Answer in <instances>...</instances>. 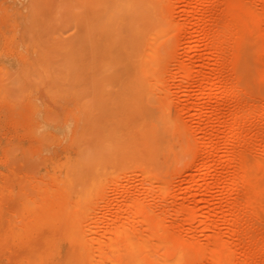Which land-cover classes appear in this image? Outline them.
Returning a JSON list of instances; mask_svg holds the SVG:
<instances>
[{
    "label": "rangeland",
    "instance_id": "rangeland-1",
    "mask_svg": "<svg viewBox=\"0 0 264 264\" xmlns=\"http://www.w3.org/2000/svg\"><path fill=\"white\" fill-rule=\"evenodd\" d=\"M189 1L191 0H0V82L6 79L5 82L2 81L0 84V264H32L30 261L31 259L30 252H31L32 246L42 245L43 238L46 235V232L54 230L56 228L58 229V228L63 227L65 220L69 221L71 224L81 223L82 225L80 224V227L82 228H84L83 223L86 224L88 222L87 223L88 225L92 223L91 225H89V227L87 225L85 226L87 230L90 227L91 228L97 227V224L98 225L102 224L104 226H107L106 224H108L110 221L109 214L115 211L117 207L122 204L124 195L131 193V192H137V191L141 192L144 198L147 197L148 192L152 191L154 203L158 205L157 210L154 211L156 213L150 211V212H146L145 215H143V217L144 216L145 217L142 219H145L146 221L145 223L140 222L142 224L144 223L145 225L148 224L151 227H156V224L158 226L157 222L161 221L160 223H163L164 225L162 224V226H165V227L174 226V228H177V227L182 226L184 229H186L188 226L190 227L192 224V225H195L194 228L197 227L198 229L200 227L201 229L202 223L206 225V223L209 221L208 219H210L211 216L213 215L209 213V211H212L211 209L213 208L217 213L216 212L214 213L215 214L213 215L214 219L213 220L211 219V220L214 222L217 221L216 222L217 224L215 223V225L217 226L218 225L221 226L222 224L223 228L221 227V231H224L226 229L223 232V234L228 235L226 234L229 232L228 230L230 227L228 226H231V225L229 223L228 225L227 222L226 224H224L225 221L224 220L222 221V219L225 214H222V213H224L225 210H228V206H230L232 202H234L235 205L238 204L237 207L234 206L236 208L238 207L240 208L242 206L243 208L241 207L240 209L243 211L247 208V206H244V205H248V202H247L248 197L246 196L248 195L247 194L248 192L243 193L246 191L245 188H244V191H239L240 193L237 192L236 194L235 193L233 194V192H231L230 190L228 191L227 189V192L230 193L229 194L225 192L229 183L227 182L223 183L225 184V186L221 184L223 187L216 186L218 185L216 184L218 181L217 180L218 172L222 173L223 171L224 172L223 175H227L228 171L231 170L233 166L235 167L234 168L235 170L237 168L239 169L240 167V166L238 167L239 164L237 165V163H236V166H237L236 167L235 163H230L229 160L227 159L228 157L227 153H230L227 151L228 149L229 151L231 149L228 148L227 143H226V138H227L226 130L229 129L230 127L228 126L232 124L231 118H229V115L231 112V106L234 105L233 102H235L236 100H240L238 102L241 103L240 104L241 106L237 108L239 115H241L239 116L241 119H242V114L244 116L245 109H246L245 105H247V103L248 104L251 103L254 108L251 114L249 115L248 119H245L244 121V125L247 126L246 128H244L245 131L243 129L244 135L242 136L240 135L239 137H236L235 140L237 141L234 140L235 142L232 143L230 146L235 145V143H237L235 146H232V148L239 149L241 147V150L243 151L245 150L244 152L249 157V160H251V158H254L253 157L254 154L255 155L259 154V156L264 155V34L261 31H258L259 30L258 25L260 24L261 22L260 20L261 18H263V16H261V18L254 17L256 18L257 23L256 21L253 20V16H252L253 11L255 15H258L259 12L264 10V0H232V2L230 0H225V1L222 0L223 3L225 2L224 3L225 7L221 3L220 6L222 7L216 8V9L212 8L210 9V11H208V14L210 15L207 14L208 19H209L207 22V25L208 23L209 25L208 26L206 25L205 27L208 29L209 28L214 29L220 34L223 33L222 35L225 36V39L227 41V45H226L227 48L225 50V54L228 53L229 56L230 54L231 56H233L236 52H240L241 54H243L242 58L243 57L244 58L242 59L241 64L239 65L240 71L239 70L237 71L238 68L237 69L234 68L236 67L234 66V61L228 56V54H226L227 56H225L226 59L228 60L226 61L225 59V62L228 65L227 67L231 68V69L229 68L227 72V76L231 78V80L232 78L234 79L233 83L236 81L234 83L235 87L231 89L230 86L228 85L226 88H224L223 95L220 98H216V94L218 92L217 88L212 89L209 94L202 96V93L206 89V85H207L206 82L205 83H193L189 79L190 81L187 80L185 82H182V84H179L180 79L173 78L172 76L170 77L168 82L171 83V85L173 84L174 86L173 85L171 86L172 88H171L170 93H167L168 95L166 94V91H164L163 89L162 90L164 91V94L158 93L159 89L157 88L156 89L152 88L155 91V94L151 93L153 91L152 89L151 91H149V94L151 93L150 94L151 98L149 99V102L148 100L146 101L147 105H149L150 107L154 106L152 107V109L160 112L161 108L164 107L162 105L166 104L165 106L167 110L173 116H176V118L178 119L181 117L182 118L184 117L187 121L184 118H183L184 120L180 119V121H183L184 123L187 122L189 124L191 123L190 124L192 127L191 130H193L194 128L196 130L194 133L195 135L191 131H190L191 133H187V131H185L186 135L185 136L183 135L184 136L183 140H185L184 142L181 138L183 137L182 134L184 132H182V130L184 129L175 128L174 133H173L174 135L173 141L175 143V148L172 151H170L171 153L169 152L168 154H165L164 156L162 155L159 159L145 160L146 159L145 156L142 153H140L141 151H143L141 146L140 147L138 146L136 148L133 144H131L133 146L132 149L130 148V146L128 147L126 146L125 149H119L117 148V143L114 140V135H113L114 133L112 131H113V126L115 125V120H113L114 116L112 113L114 112L115 108L121 109L122 108L121 106H123V104H124V107L127 108V105H126L127 99L125 102V98L128 95L131 99V97L134 94H136L135 93L137 90L136 88L127 87V85H124V84L121 85L122 88H119L120 87L119 83H117L118 87H116L115 81L114 80L112 81L111 78H109L110 76L108 73H107L108 75H106V76H109L107 79H106V76L100 75L101 73H98V75L95 74V76H97L96 78L95 76H90V78H92L95 82L91 79H88V80L85 79L86 80L85 82L89 83V84H86L87 87L85 86L83 82L81 83L79 82L80 77L82 79L88 75L87 72H89V68L91 67L90 66L91 64L93 66H98L97 65L98 63L94 61L93 59L96 57V54L97 55L99 54L98 57L101 56L103 58L104 56H106L105 54L107 55L109 54L107 56V59L109 60V57L111 55L116 56L117 54L120 55L121 53L123 54L124 52H127V51H128L127 54H130L129 53L130 51L132 53L131 49L133 47L131 45L134 46L133 50L137 49V46H138V49L142 51V46L145 45L148 37L149 39L151 37L154 39V36H159V37L161 36L160 38L164 37L161 39L162 41L159 40V43L161 45V51L163 52L167 50L171 54V56H174L172 57V63L175 62V59H174L175 57H177V59L183 57V59L185 58L188 61H190L193 64V66H195L194 68L198 70V69H201L204 64L201 59L202 55H206L207 57H209L208 58L209 65H210L209 67H211V70L216 68L217 65L215 64V56H214L215 54L210 49V45H209L210 43L212 44L214 43L215 38L214 37L212 38L203 37V32L205 31V28H204L203 23L198 22L200 11L196 7L197 5L194 3L196 1L193 0V7L190 10L191 12H189V8L187 7V3ZM233 2H234V6H232L233 5L232 4L231 5L232 7L230 8L229 6ZM252 5L257 6L258 9L257 7H251ZM249 6L251 8L250 10L252 9L254 10L250 11ZM255 8L261 11L257 12ZM243 10L245 12H243ZM255 12H257V14ZM260 15H263V14H260ZM20 19H21V22H20ZM216 20H217V23H216ZM235 20H239L240 22L236 21L239 24L244 23V25L242 26L240 24L241 27L238 25V23H236L235 25V26L238 25L236 28L240 29V31H237V34H235V36H239L238 40L241 44L240 49L228 43V40L231 38L229 37L231 36V33H229L231 29L230 24H232V21H234L233 24H235ZM251 21L252 23L253 22L255 23L252 24ZM228 23L230 25L229 28H228L229 25H227ZM214 24H218L216 26L217 28L214 26ZM25 25H27L26 28H25ZM259 26L261 27V25ZM223 27L226 28L225 31ZM27 28H30V29H27ZM189 30H191V34L193 36L190 34L188 37L186 36L188 39L184 38L185 36L184 34H186ZM244 34H247V37L245 36L244 38L243 36ZM27 35L30 38L27 37ZM125 35H130L131 37H133V39L131 40L132 41L131 43H129V38L131 39V37L129 36V38H126L127 36ZM141 35L143 36L141 37ZM226 35L228 36V38H226L227 37ZM106 36H108V38ZM136 36H139L141 38L139 39ZM25 37L28 39H24ZM93 37L96 39H94ZM97 37H99L101 40ZM105 37L108 40L105 39V42H103L104 41L103 38ZM191 37H192V40H195L196 47L193 50L191 57H190L188 56L187 46L191 44V41H188L189 38ZM87 38H89L90 40L89 42H87L88 40ZM91 38H93L92 42H91ZM40 39L43 41H41ZM79 39H81L80 41H83L81 42L80 47L76 46L77 43L75 44V41H74V40H78V43H79ZM98 39L100 40V42H102V44L99 43ZM125 39H128L129 45L126 43L127 40L125 41ZM136 39H139V40H136ZM184 39L186 40L184 41ZM61 40H63L62 41L63 43L60 42ZM135 40L138 42L139 41H143V42L142 43L139 42L140 45H138L136 44ZM35 41H37V43ZM38 41H39V44H38ZM49 41H50V45H49ZM54 41L56 43L57 41H59L60 43L56 44ZM157 41H158V37H157ZM51 42H54V43L51 44ZM123 42L127 44L128 46H125ZM22 43L23 45H21ZM95 43L97 44V47H95L96 46ZM103 43H105L106 45L105 48H107L108 52L106 51V49H104V51L106 52L103 51V48H102V45H104ZM134 43L136 45H134ZM84 44L87 45L88 48L84 46ZM93 44H95V46ZM112 45L115 46L117 50ZM57 46L60 49H58ZM130 46L132 48H130ZM109 47H111V49ZM127 47L129 49L126 50ZM46 48L51 49L49 54L47 53L48 50L47 51L45 50L46 54L49 56H47L44 53V49ZM73 48H76L72 51L75 52L77 56L82 51H85L86 48L89 51L87 50V52H82V54L79 55L80 57L79 56L77 57L75 55L74 57H72L70 53H71V49ZM96 48L100 50L98 51ZM95 49L98 51V52L96 51L97 53L95 52ZM59 50H61L60 53H58ZM112 50H114V52ZM119 50L121 53L119 52ZM233 50L234 51L236 50V52H234ZM111 51L112 53H110ZM115 51H117V53ZM88 52L90 53L94 52L95 56H93L94 54H90V53L88 55ZM176 52L178 53L176 54ZM65 55L66 56L69 55L68 56L69 58L71 57L70 62L75 63V66L73 63L72 64L69 63V65H72V67L74 68L77 67V63H78L77 61L78 59L80 60V58H82V61H85L83 60V58H87L89 62L91 61L92 63L91 62H90L91 64L88 63L86 67H85L84 62H82L84 63V66L78 65L82 67L81 69L79 67L77 68L78 72H81V71L84 72V70L88 69V71H86V74L83 76L84 73L82 72V74L79 73L80 74L79 75L77 74L78 72L76 73L77 69L73 71L74 68H72L73 70L72 69L71 70L74 72V74L76 73V75H74L71 72L69 76L68 71L64 69V67L66 68L68 66L66 63H68L69 61H67L66 63L64 62L65 64L63 65V67L60 65L58 61H56V63L59 64V68L61 67L63 68V70L60 68L62 71L60 70L58 72L59 68L54 69V67L55 68L58 67V64L53 63L55 62V60L53 62H51L50 60L54 57V58H58L59 61L61 62L62 59L66 57ZM178 55H180L181 57H179ZM75 57L77 58L74 60ZM227 57L230 59H228ZM49 58H50L49 60L50 62L48 61ZM104 59H106V57ZM42 60L45 62H43ZM106 60L104 61L102 60L104 64H101L100 62L99 63L101 65H106L107 64L105 63ZM80 63L81 62H79V64ZM35 64L38 66H36ZM44 64L47 66V68L44 67ZM52 64H56V65L53 66ZM39 65H41V67ZM50 65H52V67ZM37 67L41 68L40 69L41 72H39V70L36 69ZM174 67H175L174 64L173 66L171 65L172 70ZM30 68H33V69L30 70ZM105 69H108V67ZM47 70L50 72L53 71V73L51 72L50 76L49 75L46 76V73L48 72ZM94 70L92 69L90 70V72L92 73V71L94 72ZM11 71L13 72V74L15 73L14 78L13 76L11 77L12 75ZM95 71L97 72L98 69H96ZM100 71L103 72L102 69H100ZM19 72L21 73V75L19 74ZM42 72L44 73V75ZM60 72H64V74L66 72V74L67 73L68 74L67 75L65 74V77H63L61 76L62 74ZM30 74L33 75L31 78H30ZM52 74L54 75L55 78L52 77L53 76ZM16 75L18 76L20 75V76L18 77ZM72 75L74 78L72 77ZM77 75H79V77H77ZM15 77L19 79L18 82L16 81L18 79ZM34 77L35 78L39 77L38 81L39 79L42 81H39L40 83L35 82L37 78L34 80ZM50 77H52L53 80H51L52 78L50 79ZM66 77L72 78V80L75 81V83L77 81L78 83L75 84L76 86H79V87L82 86L80 92L81 94L84 92L83 96L78 94L79 92L77 93V91L80 89H77V87L75 89L70 87L72 85L70 81H68L70 83L66 84L67 83V81L65 80ZM55 79L58 81H56ZM109 79L114 83V84L111 83L112 85L110 86L111 87L110 90L113 89L112 86H114V89L116 87L115 91L119 89L117 91L119 95H124V94L125 95L122 98H119V96L117 97L119 98V102L118 100L114 99L115 97L113 98V95L111 99H109L111 94L109 96L107 94V97H109L107 99H109L110 101L112 100L111 103L108 102L109 101L108 100L106 101V104H104L105 100L101 99V103L104 104V107H106V109H107L106 105H109L108 109H110L109 111H111V115H108V112H107V115H108L107 117L111 116V118L113 119H110V117L108 118V121L110 120L111 125H108L109 127H105L107 128L106 130L107 132H105L106 134L104 135L105 137L103 138V140L102 138H100L101 139L100 141L98 137L96 138V133H95L99 129L97 125L102 127V130L101 129L99 130H101L103 133V130H105L103 129L104 128L103 121L106 123L107 119L106 118H105L106 120L100 119L98 118V116H93L95 117L93 119V117L90 116V118H92L90 120L91 123L88 122L89 120L86 123L85 121L88 118V115L92 114L90 112L92 111L91 110L92 106H90L89 108V106L87 105L92 104L93 102L91 101H93L94 99H98L96 95H99L97 91H95L96 88L94 89L90 88V85H92V82L93 84H95V87H97L96 85H100V83L102 84L100 89L98 87L97 88L99 90H102L100 95H103L108 92L107 87L108 85H110L109 82H111ZM67 80H70V79L68 78ZM53 81H56V82H53ZM11 82H12V85H11ZM14 85L15 86L17 85L18 91H17V88H14ZM88 85H89V88H88ZM54 86H58V87H54ZM63 86H65V88ZM24 87H27V88H24ZM83 87H86L87 89ZM104 87L106 88V90ZM124 87L128 88V90L127 89L125 90ZM5 89L6 90L8 89V90L6 91ZM230 89H231V92H230ZM123 90H125V93H123ZM130 90H132L133 92H131ZM232 90L235 92V94ZM104 91L106 92L104 93ZM156 91L159 95L161 94L164 95V98L162 100L160 99L163 96L159 99L160 96L156 93ZM56 92H58L59 94ZM89 92L90 93L92 92L95 95L90 96ZM117 92H114V95H118ZM232 92H233V96L230 94ZM156 94L158 95L157 96L158 99H155L157 98L155 96ZM165 95L170 97V100L172 99V102L169 101V99L166 100ZM99 97L101 98L102 96H99ZM120 99L121 100L123 99L122 100L123 103L120 102ZM114 100L116 101L115 104L118 106L114 104ZM164 100H166L164 104L158 105L159 102L163 103L161 101H164ZM167 101H169V103L171 102L170 107H167L169 105V103L168 104L166 103ZM103 104L101 105V109H100L101 114L105 113V112L103 113V108H104ZM174 104H176L175 107H174ZM110 105H114L115 108L114 106H110ZM99 107L95 109L99 110ZM177 107L178 109H175ZM219 108H221L220 118H218L215 114L217 109ZM118 109H115V111H118ZM128 110L129 109L127 108V111ZM96 112L98 113V111ZM96 112L93 111V115L96 114ZM129 113L131 116V112ZM105 114L99 115L98 113L100 117L101 116L106 117ZM180 114L181 116L179 117ZM241 119H239V122L241 121V123L243 124V119L242 120ZM92 121H94L95 123H92ZM99 122L102 123V126L100 125L101 123ZM91 124L92 126L89 127V125ZM108 124L110 123L108 122ZM122 124L123 122L120 123V127H122ZM216 126H222V128H224L223 134L221 135L219 140H217V142L215 143V145L217 146L216 148L217 152H215V154H211L205 157L198 158L200 157L199 151H201L199 149L204 147V144H202L203 142L201 143L200 141L202 140L209 141V139L212 137V133H211L212 129L215 128ZM93 127L94 128L96 127V129H93ZM89 128H92L95 132L92 129H90L92 131L91 137H90V134L88 135L90 139L88 137L84 139L85 135L83 134ZM83 129H84V132H83ZM87 131L89 132V130ZM92 133H95V135L94 134L92 135ZM98 133L100 134L99 135L97 134V136L102 137L101 132L98 131ZM81 134L83 135V137L80 136ZM194 136H196V139H198L200 144L198 143L197 140H194L195 138ZM93 137H95L98 142L96 141L95 143V141L93 140L94 139ZM102 141L106 143L105 144L103 143L104 145L103 147H101L102 149L99 148L100 150L98 151L97 145L98 143H102ZM92 142L95 143L96 145H94ZM82 143H85L83 147L81 146L83 145ZM113 144H115L114 148L116 150L113 148ZM86 145L88 146L93 145V149ZM254 146L255 148L259 147L258 150L254 149ZM85 147L87 148L88 151L85 149ZM103 148H108L107 149L108 156L106 155L104 157L102 155L104 153ZM138 148L140 149V151L134 150ZM94 149H95L94 151L95 154L96 153L99 154L98 152H100L99 155L101 158L98 157L97 155H96L97 157L95 156V154L93 153ZM89 150L92 151L91 155L95 157L96 161L94 158H92L91 155H89L90 153L88 154L89 156H87L86 151L88 153ZM110 150H112V152ZM121 150H123L124 153ZM254 150L255 152H253ZM256 151H258V153ZM79 152H82V153L80 154ZM83 153L86 155L83 156ZM133 153H136L137 155ZM245 153L244 155H246ZM119 155L120 156L122 155V157H119L120 159L117 157ZM123 155L125 158L123 157ZM132 155L138 156V159H136L137 157L134 158L135 156L132 157ZM78 156H80L81 159L78 158ZM85 156L89 157V159L91 158L92 159L90 161H87L88 159L86 160ZM110 156L112 158H110ZM139 157H141L142 159ZM116 158L118 159V161L116 160ZM259 158H261V160L264 161L263 159L264 157L263 158L259 157ZM99 160L108 161L109 165L105 166V164H103L101 168L100 167L101 165H98V164H101L99 163ZM82 161H84L85 164L84 163L83 164L86 167L90 163H94V165L96 164L95 166L93 165L94 170H95L94 172H98V170L101 169V173H104V172L105 173L99 174V175L96 173L97 176H93L94 172L92 173L90 172V174L92 175V178H89L88 170H87V177L89 178V180L87 179V182H88L87 183L85 181L86 179H84V177H86V174H85V170L83 169L84 166L82 164ZM77 164L79 165L77 166ZM229 164L231 165L229 166ZM86 167L84 168L88 169ZM93 167L92 168L89 167V169L92 170ZM81 168L84 170L83 175H82ZM254 168L258 169V167L256 166ZM68 169H70L69 172H68ZM262 169H263V172L259 173L261 172ZM72 170L78 172V173L76 172L77 175L74 177H76L79 182L76 181V179H73L74 178L73 175L76 173H74ZM145 170L155 180L153 185L146 183L145 176L141 172L143 171V173H146ZM238 171L241 172V169H239ZM157 173H159L160 175ZM254 173L257 176V178H259L258 179L259 183L261 182L260 184L261 188L264 189V174H263L264 167L259 168V170L254 171ZM55 174L56 176H54ZM58 174H60L61 176H59ZM79 174H80V177H79L80 179H78ZM205 176L210 177L208 179H211L212 177L211 180H216V183L215 181H212V183H215L216 185L214 184L213 186L212 184L213 188L212 187L210 188L211 190L209 191V195H207V197H204V195L200 193L201 188L199 187L200 185L198 186V184L205 182L204 180ZM189 178L190 179L194 178L195 183L192 184L188 182L190 181ZM74 180L76 184L74 183ZM59 181L62 183H60ZM165 181H166L165 185L167 184L168 186H164L163 190H161L160 187H158L161 185L157 183L160 182L162 184V182L164 183ZM73 183L75 185H78L80 189L76 188V186H72ZM94 183L95 185H93ZM22 185H23V188L21 187ZM61 186L62 188H65L64 189L65 193L63 190H61L62 189L60 188ZM70 186L75 188V190H73V188H67ZM57 188L61 190L60 193L62 192L61 194L64 196L63 197L60 194V196L64 198L63 199L61 197V200H60L61 202L58 200H55L57 198H55L54 200L51 199V196H50L51 194L48 195V193L53 192L52 197L54 198V194L56 195V193L58 194L57 195L58 197L59 191H57L58 190ZM81 189H84V191L86 190V192L87 190L88 192L91 191L89 193H92V196L94 198L91 197L90 199L91 195L88 194L90 195L89 198L84 200V198L88 196L84 197L83 191ZM21 190L22 192L24 191L22 193L23 196L21 193H19L21 196H18L17 191L21 192ZM72 190L73 192L74 191L76 192H74L75 194L70 195ZM43 192L46 194H44ZM202 197H204L205 200L201 199ZM234 197H237V198L233 199ZM35 198H37V200H40V201H37ZM41 198H43L44 201ZM245 198L247 201L245 200ZM33 199H35L34 201L36 202H33ZM30 201L32 202L31 204L29 203ZM53 201H56L55 203H58V204L55 205ZM239 201H241L240 202L241 205L239 204ZM43 203L44 205L45 204L47 205V206L45 205L44 211H46V209L48 208L47 211L51 210L50 212H45L46 214L43 213L44 212L43 206H41V204ZM47 203L49 204V206ZM51 203L54 204V208H51L50 206ZM180 203H182L185 206L187 205L188 207H190V209L192 208L193 210L196 209L197 211L195 210L196 212H195L194 217H191V218L189 216H187L188 218L185 217V215H188V214H186V212L184 213L183 211H179L181 212V214H179L176 208H178L177 206L181 205ZM260 203L263 204V208H264V195L261 198ZM32 204L33 206L31 208L30 205ZM62 204L63 205L67 204V208L65 207L66 205L63 206ZM85 204H86L85 207H87V210L86 208H84L85 210H83L82 208V210L89 211L88 217H87V213L85 212H84L85 213L84 217L80 216L81 213L79 212V209H78L79 207L80 208L84 207ZM68 205L70 206L73 205L72 206L73 209L72 207L68 208ZM57 206H59L58 209L56 208ZM74 206L75 207L77 206V207L75 208ZM165 206H167L169 210L165 209ZM195 206L196 207L198 206V209L195 208ZM64 208H66V210L68 209L66 213H65ZM223 208L225 209L224 211H223ZM52 209L54 211H52ZM216 209L219 211H217ZM241 210L239 211L240 213L242 212ZM34 211H35V214H34ZM167 211L168 212L171 211V212L168 213ZM206 211H208V213ZM254 211L251 212L249 208V211L248 209H246L243 215H241L242 220L240 221L239 231L237 232V234H240V235H238L237 238L241 237L242 239H244L242 241L245 243L244 245H242V247H238V246L236 247L235 250L239 252L236 251L235 253V250H234V253L236 254L234 255V257L238 255L239 257L238 256L237 257L241 261L242 258L240 259V257L244 256L246 252L245 250L251 249V251L257 254L256 257L258 258H256L254 255L255 259H253L254 261H251L250 264H264V252L262 253V251H264L263 250L264 249V210L262 213L263 217H260L261 219L257 218L258 215L256 216L254 215L258 213L257 210L255 209ZM62 212L66 216L63 215ZM78 212L80 214H78ZM90 212L91 213L93 212V213L91 214ZM30 213L32 215H30ZM56 213H58V215H55ZM198 213L200 214L198 215ZM93 214L95 215V217H97V218L94 217L98 221L97 223H95L96 220L93 221V218H92ZM206 214L209 215V217L207 216L208 217L207 220L204 221ZM218 214H220V216ZM262 214L260 215L262 216ZM50 215L52 216V218ZM89 215H91V217ZM156 215H158V217ZM68 216H70V218ZM79 216L81 217V219L83 218L82 219L83 221L82 220L80 221ZM227 216H230V215L228 214ZM245 216H246V219H244ZM32 217H34L33 219H35V221L31 220ZM75 217L77 218L75 219ZM89 217H90V220H89ZM254 217L258 219L259 221L256 220ZM184 218L189 219L190 222L189 220L186 221V219ZM26 219L29 221V223L27 222ZM62 219H64V222ZM158 219H160V221H158ZM161 219L165 220V222L164 221L162 222ZM200 219L201 220L204 219L202 220L203 222ZM91 220L92 222H90ZM100 220L102 223L100 222ZM219 220H220V223L222 222L221 224H219ZM38 221H40L41 223ZM54 221H57V223H54ZM151 223L153 224L156 223V224L154 226ZM94 224H96V226H94ZM144 224L143 225L140 224V225L144 226ZM28 225L30 229L27 228ZM38 226L40 229L38 228ZM24 227H25V230L27 231L24 230ZM219 227H216V228H219ZM200 229L197 230L195 235L199 237V239L202 238L200 239L202 242L204 241L206 242V239L208 236L205 238L203 229L202 230ZM19 234L21 236H18ZM40 234H42V236ZM38 235L40 236L39 238H38ZM225 235L223 236L225 237ZM247 237L250 239L249 240L250 243H248L249 241ZM33 238H37V239H33ZM225 238L230 239V237H225ZM234 238L236 239V237ZM34 240H40V241L35 242ZM255 242L257 243V245ZM246 243H248L250 247L251 246L252 247L250 248L249 245ZM245 245H247L248 247ZM242 249H244V252L242 251ZM256 251L258 252L261 251L260 252L261 255ZM27 252L29 254H27ZM25 257L27 258V260L30 257V259L28 260L30 262L26 261ZM199 257L190 256L187 258L184 264H195V263L202 264V262L204 261L206 262V260H204L205 257H207L206 255H203L200 258ZM57 260L59 259H56V260L53 259L51 260V262H55ZM241 263L244 264V262L242 261Z\"/></svg>",
    "mask_w": 264,
    "mask_h": 264
},
{
    "label": "bare ground",
    "instance_id": "bare-ground-1",
    "mask_svg": "<svg viewBox=\"0 0 264 264\" xmlns=\"http://www.w3.org/2000/svg\"><path fill=\"white\" fill-rule=\"evenodd\" d=\"M196 2H194L197 6V8L199 9V11H200V16H199V18H198V22H200V23H203V25H204V28H205V31L203 32V37L204 38H212V37H214L215 38V41H214V43L212 44V43H210L209 45H210V49L214 52V56H215V64L217 65V67L216 68H214V69H212L211 70V67H209L210 65H209V57H207L206 55H202V61H203V67L201 68V69H198V70H196L194 67L195 66H193V64L190 62V61H188L187 59H183V57L182 58H179V59H177V57H175L174 59H175V62L174 63H172V57H174V56H171V54L166 50V51H161V45H160V43H159V40H161L162 38H164V37H162V38H160L159 36H154V39L151 37L150 39H149V37H148V39H147V41H146V43H145V45H143L142 46V51H140V49H138V46H137V49H134L133 50V48H134V46L133 45H131L130 46V48H132L131 50H132V53H134V54H132L131 53V51L129 52L130 54H127L128 53V51L127 52H124V53H126V54H122L121 52H120V50H119V52L121 53H119L120 55H111L110 57H109V60L107 59V56L109 55H107V54H105L106 56H104V58L106 57V59L108 60H106V59H104L103 57H98V55L96 54V57L95 58H93L94 59V61H96L98 64V66H93L90 62H89V60L87 59V58H83V60H85V61H82V58H80V60L78 59V63H77V67H72V65H69V63H73V62H70V59H71V57L69 58L68 56L69 55H65L64 57V59H62V58H60V59H62V61L60 62L59 61V59L58 58H52L51 60H50V58L48 59V61L50 60L51 62H53L54 60H55V62H53V63H56V61H58L59 63H60V65L63 67V65L67 62V61H69L68 63H66L68 66L65 68L64 67V69H66L67 71H68V75L70 76V73L72 72L73 74H74V72L73 71H75V69H77L78 67L81 69L82 67H80V66H78V65H83L84 66V63H85V67L87 66V64L89 63V64H91L90 66L92 67H90L89 68V72H87L88 73V75L86 76V77H84V78H82V79H84V80H82L81 79V77H80V83L81 82H83L84 84H85V86L87 87V85L86 84H89V83H86L85 81V79H91V80H93L92 78H90V76H95V74L96 75H98V73H101L100 75H104V76H106V75H108L109 74V76H106V79L109 77V78H111V80L113 81H115V86L116 87H118V84L117 83H119V85H120V87L119 88H122V84H124V85H127V87H131V88H136L137 90H136V94H134L132 97H131V99H130V97L127 95L126 96V98H125V102H126V99H127V108L129 109L128 111H127V108L126 107H124V104H123V106H121L122 108V110L121 109H118V108H115V106L114 105H110V106H114V108L115 109H118V111H115V109H114V112L112 113L113 114V116H114V119L113 118H111V116H109L110 117V119H113V120H115V125L113 126V135H114V140L116 141V143H117V148H119V149H125V147L127 146H130V148L132 149V145L131 144H133L136 148L139 146H141L142 147V150L143 151H141L140 153H142L144 156H145V160H147V159H159L162 155L164 156L165 154H168L170 151H172L174 148H175V143H174V141H173V133H174V129L175 128H179V129H184V130H182V132H184L185 133V131H187V133H191V132H193V134L195 133V128L193 129V130H191V123L189 124V123H187V122H183V121H180V119H182V120H184L182 117L181 118H176V116H173L168 110H167V108H166V104L165 105H162V104H164V102L167 100V99H169V101H171L172 102V99L170 100V97H168V96H166L165 98H166V100H164V101H161V102H163V103H160L159 102V104L158 105H162V106H164L163 108H161V111L160 112H158V111H156V110H154V109H152V107H154V106H152V107H150L149 105H147V100H148V102H149V99L151 98V96H150V94L152 93V94H155V91L152 89V88H154V89H159V92L158 93H163L164 94V91H166V94L167 93H170V91H171V86L173 85H171V83H169L168 81H169V79H170V77H172L173 76V78H178V79H180L179 80V84H182V82H185V81H187V80H191L193 83H207V85H206V89H205V91L202 93V96H205V95H207V94H209L210 92H211V90L212 89H214V88H217L218 89V92H217V94H216V98H220V97H222V95H223V90H224V88H226L228 85L230 86V88L232 89L233 87H235L234 86V83L236 82H234L233 83V78H232V80H231V78H229L228 76H227V72H228V70H229V68L227 67L228 65L226 64V62H225V59H226V57L225 56H227L226 54H228V53H226L225 54V50H226V45H227V41H226V39H225V36L224 35H222L223 33H219V32H217L216 30H214V29H208V28H206L205 26L207 25V22H208V15H210V14H208V11H210V9H212V8H214V9H216V8H220V7H222V6H220L221 5V3L224 5V7H225V2L223 3L222 2V0H195ZM225 1V0H224ZM231 2H232V0H230ZM31 4V3H30ZM233 4V5H232ZM234 6V2L233 3H231L230 4V8L232 7V6ZM20 6V5H19ZM187 7L189 8V12H191L190 10H191V8L193 7V0H191V1H189L188 3H187ZM238 7V6H237ZM251 7H257V6H251ZM262 7H263V5H262ZM262 7H261V9H262ZM246 8V7H245ZM251 8H250V6H249V10H250ZM256 9V8H255ZM257 9H258V7H257ZM256 9V11L257 12H259V11H261V10H257ZM230 10V9H229ZM252 10H254V9H252ZM252 10H250V11H252ZM264 10H262L261 12H259V14L258 15H255L253 12H252V16H253V20L254 21H256V18H254V17H260L261 18V16H263V18H264V12H263ZM243 12H245L244 10H243ZM248 12V11H247ZM257 12H255L256 14H257ZM249 13V12H248ZM208 14V15H207ZM260 14H263V15H260ZM19 15V14H18ZM260 15V16H259ZM247 16V15H246ZM244 17V16H243ZM30 18V17H29ZM210 18V17H209ZM263 18H261V22H260V24L259 25H261V27L258 25V27H259V30L258 31H261L263 34H264V19ZM249 19H250V17H249ZM263 19V20H262ZM28 20V19H27ZM248 20V19H247ZM236 21H238V22H240L239 20H235V24H233V22L234 21H232V24H230L231 25V29H230V31H229V29H228V31H229V33H231V36H229V37H231L229 40H228V43L229 44H231L232 46H234V47H236V48H238V49H240V46H241V44H240V42H239V40H238V38H239V36H235V34H237V31H240V29L238 28H236L238 25L240 26V24L238 23V22H236ZM243 21V20H242ZM20 22H21V19H20ZM210 22V21H209ZM214 22V21H213ZM24 23V22H23ZM215 23V22H214ZM216 23H217V20H216ZM218 23H219V21H218ZM236 23H238V25L237 26H235L236 25ZM251 23H252V21H251ZM253 23H255V22H253ZM252 23V24H253ZM256 23H257V21H256ZM26 24V23H25ZM28 24V23H27ZM208 25H209V23H208ZM207 25V26H208ZM212 25H213V23H212ZM218 24H214V26L216 27ZM227 25H229V23L227 24ZM230 25L228 26V28L230 27ZM242 25H244V23L243 24H241V26ZM26 26L27 25H25V28H26ZM30 26V25H29ZM221 26V25H220ZM240 26V27H241ZM222 27V26H221ZM250 27V26H249ZM217 28V27H216ZM252 28V27H251ZM27 29H30V28H27ZM223 29H224V31H225V29L226 28H224L223 27ZM222 29V30H223ZM246 29V28H245ZM24 30V29H23ZM219 30V29H218ZM19 31V30H18ZM26 31V30H25ZM236 31V32H235ZM260 32V33H261ZM22 33V32H21ZM248 33V32H247ZM187 34V35H186ZM186 34H184L183 36H184V38H187L190 34H191V30H189ZM192 35V34H191ZM25 36V35H24ZM125 36H127L126 38H129V36L130 35H125ZM140 36V35H139ZM139 36H136V37H138L139 39L143 36V35H141V37H139ZM150 36V35H149ZM187 36V37H186ZM193 36V35H192ZM227 36V35H226ZM244 36V38H245V36L247 37V34H244L243 35ZM27 37H29L28 35H27ZM107 38H108V36H106ZM106 37L105 38H103L104 39V41L103 42H105V39H106ZM113 37V36H112ZM131 37V36H130ZM135 37V38H136ZM157 37H158V41H157ZM30 38V37H29ZM94 38V37H93ZM93 38H91V42H92V39ZM97 38H99V37H97ZM102 38V37H101ZM110 38V37H109ZM226 38H228V36L226 37ZM240 38H241V36H240ZM24 39H28V38H24ZM24 39H22V40H24ZM88 40H87V42H89L90 40H89V38H87ZM94 39H96V38H94ZM100 39V38H99ZM98 39V41H99V43H101L102 44V42H100V40ZM133 39V37H131V39L129 38V43H131L132 40ZM139 39H136V40H139ZM143 39V38H142ZM188 39V38H187ZM37 40V39H36ZM41 40V39H40ZM50 40V39H49ZM81 39H79V43H78V40H74L75 41V44H76V46H81V42H83V41H80ZM106 40H108V39H106ZM127 40V44L129 45V43H128V39H125V41ZM135 40V41H136ZM164 40V39H163ZM186 39H184V41H185ZM31 41V40H30ZM41 41H43V40H41ZM51 41V40H50ZM50 41H49V45H50ZM52 41H53V39H52ZM56 41V40H55ZM54 41V42H55ZM63 40H61L60 42H62ZM77 41V42H76ZM94 41V40H93ZM110 41V40H109ZM124 41V42H125ZM162 41V40H161ZM188 41H191V44H189L188 46H187V50H188V56H190L191 57V54H192V52H193V50L195 49V47H196V44H195V40H192V37L191 38H189V40ZM230 41V42H229ZM27 42V41H26ZM25 42V43H26ZM36 43H37V41H35ZM54 42H51V44H53ZM59 41H57V43H60ZM65 42V41H64ZM95 42V41H94ZM93 42V43H94ZM117 42V41H116ZM123 42V43H124ZM140 43H142L143 41H139ZM139 42L138 41H136V44H138V45H140L139 44ZM182 42V41H181ZM32 43V42H31ZM44 43V42H43ZM46 43H47V41H46ZM56 43V42H55ZM56 43V44H57ZM63 43V42H62ZM71 43V42H70ZM96 43H98V42H96ZM95 43V44H96ZM38 44H39V41H38ZM73 44V43H72ZM74 44V45H75ZM95 44H93L94 46H95ZM100 44V45H101ZM104 45H105V43H103ZM114 44V43H113ZM116 44V43H115ZM125 44V43H124ZM127 44H125V46H128ZM133 44V43H132ZM135 43H134V45H136ZM228 44V45H229ZM21 45H23V43L21 44ZM40 45H41V43H40ZM48 45V46H49ZM62 45V44H61ZM71 45V44H70ZM91 45H92V43H91ZM104 45H102V48H103V51H104V49H106V51H107V48H105L106 47V45L104 46ZM119 45V44H118ZM38 46V45H37ZM43 46H45V45H43ZM72 46V45H71ZM84 46H86L87 47V45H85L84 44ZM104 46V47H103ZM113 46V45H112ZM41 47V46H40ZM39 47V48H40ZM61 47V46H60ZM95 47H97V44H96V46ZM95 47H93V48H95ZM99 47V46H98ZM101 47V46H100ZM115 49H116V47L115 46H113ZM57 48H58V46H57ZM88 48V47H87ZM86 48V50L85 51H82V52H87V49ZM110 49H111V47H109ZM174 48V47H173ZM41 49V48H40ZM58 49H60V48H58ZM74 49H76V48H73V49H71V53H70V55H72V57H74V55L75 56H77L76 55V53L75 52H73L72 50H74ZM97 49V48H96ZM95 49V52L98 50H96ZM121 49V48H120ZM127 49H129L128 47L126 48V50ZM229 49V48H228ZM231 49V48H230ZM48 50V54L50 53V50L51 49H49V48H46V49H44V53L46 54V51ZM63 50V49H62ZM100 50V49H99ZM98 50V51H99ZM117 50V49H116ZM138 50V51H137ZM89 51V50H88ZM93 51V50H92ZM97 51V52H98ZM102 51V52H103ZM106 51H104V52H106ZM113 52H114V50H112ZM112 51L110 52V53H112ZM134 51V52H133ZM175 51V50H174ZM177 51V50H176ZM228 51V50H227ZM234 51V50H233ZM57 52V51H56ZM61 52V50H59V52L58 53H60ZM64 52V51H63ZM78 52V51H77ZM82 52L80 53V54H78V56L79 55H81L82 54ZM96 52V53H97ZM108 52V51H107ZM116 53H117V51H115ZM234 52H236V50L234 51ZM37 53V52H36ZM74 53V54H73ZM89 53L90 52H88V55H89ZM175 53V52H174ZM178 52H176V54H177ZM54 54V53H53ZM63 54V53H62ZM90 54H94L93 56H95V53L94 52H91ZM47 55V54H46ZM64 55V54H63ZM173 55V54H172ZM233 55V54H232ZM47 56H49V55H47ZM77 56V57H78ZM179 57H181L180 55H178ZM228 56H229V54H228ZM242 56H243V54H241L240 52H236L233 56H231V54H230V58L234 61V66H236V67H234L235 69H237V71L239 70V68H240V64H241V61H242V59L244 58H242ZM69 58V60H68V58ZM77 57H75L74 58V60L77 58ZM80 57V56H79ZM91 57V56H90ZM35 58V57H34ZM33 58V59H34ZM42 58V57H41ZM66 58H67V60H66ZM97 58H99V59H97ZM103 58V59H102ZM228 58V57H227ZM230 58H228V59H230ZM249 58V57H248ZM47 59V58H46ZM58 59V60H57ZM92 59V58H91ZM97 59V60H96ZM104 61V60H106V62L105 63H107L106 65H101V64H104V62L102 61V60ZM207 59H208V61H207ZM38 60V59H37ZM64 60V61H63ZM66 60V61H65ZM88 60V61H87ZM99 60V61H98ZM43 61V60H42ZM49 61V62H50ZM226 61H228L227 59H226ZM249 61V60H248ZM247 61V62H248ZM35 62H37V61H35ZM41 62V61H40ZM43 62H45V61H43ZM65 62V63H64ZM79 62H81L80 64H79ZM82 62H84V63H82ZM101 64H100V63ZM103 62V63H102ZM63 63V64H62ZM46 64V63H45ZM44 64V67H46L47 68V66ZM56 64H58V63H56ZM56 64H52L53 66L54 65H56ZM74 64V66H75V63H73ZM173 64L175 65V67L173 68V70L171 69V65L173 66ZM226 64V65H225ZM19 65V64H18ZM29 65V64H28ZM36 65V64H35ZM42 65V64H41ZM41 65H39L40 67H41ZM52 65H50L51 67H52ZM36 66H38V65H36ZM49 66V67H50ZM105 66V67H104ZM19 67V66H18ZM43 67V68H44ZM99 67H101V68H99ZM102 67H104V68H102ZM108 67V69H105V68H107ZM232 67V66H231ZM46 68H45V70H46ZM59 68V64H58V67L57 68H55L54 67V69H58ZM61 68V67H60ZM58 69V72L62 69L63 70V68H61V69ZM72 68H74V70L72 69ZM94 68H95V70L96 69H98V71H100V69H102V71L104 72H96L95 70H94ZM243 68V67H242ZM31 69H33V68H30V70ZM36 69H38L39 70V72H41V68H36ZM49 69V68H48ZM53 69V68H52ZM73 71H72V70ZM79 69V70H80ZM94 70V72L92 71V73L90 72V70ZM231 69V68H230ZM21 70V69H20ZM19 70V71H20ZM61 70V71H62ZM65 70V71H66ZM108 70V71H107ZM172 70V71H171ZM14 71H15V69H14ZM18 71V70H17ZM24 71V70H23ZM36 71V70H35ZM48 71V70H47ZM70 71V72H69ZM86 71H88V69H86V70H84V72L83 71H81V72H78V69L76 70V73L77 74H79V73H81L82 74V72L84 73L83 74V76L86 74ZM240 71V70H239ZM27 72V71H26ZM50 71H48L47 73H49ZM52 73H53V71H51ZM51 72L49 73V74H47L46 73V76L47 75H49L50 76V74H51ZM96 72V73H95ZM106 72V73H105ZM110 72V73H109ZM11 73H12V75H11ZM11 73H10V75H11V77L13 76V78H14V75H15V73L13 74V72L11 71ZM25 73V72H24ZM37 73V72H36ZM35 73V74H36ZM43 73V72H42ZM62 75L61 76H63V77H65V74H66V72H65V74H64V72H60ZM76 73L74 74V75H76ZM108 73V74H107ZM19 74L21 75V73L19 72ZM33 74V73H32ZM32 74H30V78L33 76ZM66 74V75H67ZM91 74V75H90ZM245 74V73H244ZM19 75V76H20ZM23 75V74H22ZM42 75V74H41ZM43 75H44V73H43ZM53 75V74H52ZM80 75V74H79ZM79 75H77V77H79ZM9 76V75H8ZM16 76H18V75H16ZM18 76V77H19ZM55 76H57V75H55ZM58 76H59V74H58ZM82 76V77H83ZM28 77V76H27ZM52 77H54V75L52 76ZM52 77H50V79L52 78ZM72 77H73V75H72ZM76 77V76H75ZM97 76H95V78H96ZM15 78H17V77H15ZM37 78V77H36ZM35 77H34V80L36 79ZM39 78V77H38ZM38 78H37V80L35 81V82H39V81H42V80H40L39 79V81H38ZM55 78V77H54ZM59 78H61V77H59ZM70 79V80H67V79ZM74 78V77H73ZM11 79V78H10ZM18 79V78H17ZM33 79V78H32ZM42 79V78H41ZM12 80V79H11ZM15 80V79H14ZM51 80H53V78L51 79ZM56 80V79H55ZM65 80L67 81V83L66 84H68V83H70L71 82V86L70 87H72V88H76L77 87V89H80V90H78L77 91V93L78 94H80V95H82L83 96V93L81 94V87L82 86H76L75 84L76 83H78L77 81H76V83H75V81H73L72 80V78H70V77H66L65 78ZM72 80V81H71ZM105 80V79H104ZM110 80V79H109ZM110 80V81H111ZM189 80V81H190ZM2 81H6V79L5 80H2ZM1 81V82H2ZM17 82L19 81V79L18 80H16ZM15 81V82H16ZM20 81H22V80H20ZM28 81V80H27ZM56 81H58V80H56ZM56 81H53V82H56ZM65 81V82H66ZM68 81H70V82H68ZM90 81V80H89ZM94 81V80H93ZM109 82L110 83V85H108V87H107V89H108V92L107 93H105L106 91H104V93L106 94H103V95H100L101 94V91L102 90H99L100 88H101V83H100V85H96L97 87H95V84H93V82H92V85H90V88H96L95 89V91H97V93L99 94V95H96L97 97H98V99H94L93 101H91V102H93L92 104H90V105H87V106H89V108H90V106H92L91 107V110L92 111H90L92 114L91 115H88V118L86 119V123H87V121L88 122H90L91 123V119L92 118H90V116L91 117H93V116H98V118H100V119H107V122L105 123L103 120V123H104V128L103 129H105V130H103V133H102V127H100L99 125H97L98 127H99V129H101V130H99L98 128V131H100L101 132V135H102V137H100V136H97V134L99 135L100 133H98V131H94L93 129H96V127L94 128L93 127V129L92 128H89V129H87V130H89V132L86 130V132L83 134V135H85V137H84V139L86 138V137H88V135L90 134V137H91V130L90 129H92L95 133H96V138L98 137L99 138V140L101 141V139L100 138H102V140H103V138L105 137L104 135L106 134L105 132H107L106 130H107V128H105V127H109L108 125H111V122H110V120L108 121V118L109 117H107L108 115H111V111H109L110 109H108V106L109 105H106L107 106V109H106V107H104V104H106V101H108L109 99H111V97H112V95H113V98L115 99V100H118V102H119V98H122L124 95H119L118 94V90L117 91H115L116 90V87H115V89H114V86H112L113 87V89H111L110 90V86L112 85L111 83H113V82ZM1 82H0V84H1ZM14 82V83H15ZM16 82V83H17ZM63 82H64V80H63ZM63 82H62V84H63ZM73 82V83H72ZM95 82V81H94ZM9 83H10V81H9ZM40 83V82H39ZM82 83V84H83ZM91 83V82H90ZM2 84H4V83H2ZM19 84V83H18ZM55 84H57V83H55ZM60 84H61V82H60ZM66 84H65V86H66ZM107 84V83H106ZM114 84V83H113ZM6 85V84H5ZM11 85H12V82H11ZM21 85V84H20ZM23 85V84H22ZM19 86V85H18ZM28 86V85H27ZM59 86V85H58ZM58 86H54V87H58ZM65 86H63L64 88H65ZM174 86V85H173ZM180 86V85H179ZM13 87V86H12ZM62 87V88H63ZM86 87H83V88H86ZM105 87H106V85H105ZM104 87V88H105ZM5 88V87H4ZM14 88H17V91H18V87H17V85L15 86L14 85ZM24 88H27V87H24ZM23 88V89H24ZM61 88V87H60ZM88 88H89V85H88ZM87 89V88H86ZM124 89L126 90H128V88H125L124 87ZM151 89L153 90L150 94H149V91H151ZM161 89V90H160ZM164 91H163V90ZM231 89H230V92H231ZM6 90V89H5ZM8 90V89H7ZM6 90V91H7ZM57 90V89H56ZM60 90V89H59ZM105 90H106V88H105ZM125 90H123V93H125ZM234 90V89H233ZM232 90V91H233ZM3 91V90H2ZM76 91V90H75ZM111 91H113V92H111ZM131 92H133L132 90H130ZM235 91V90H234ZM233 91V92H234ZM237 91V90H236ZM62 92V91H61ZM100 92V93H99ZM114 92H117V94L118 95H114ZM128 92V91H127ZM154 92V93H153ZM233 92L232 93H230L232 96H233ZM20 93V92H19ZM56 93H58V92H56ZM88 93V92H87ZM156 93H157V91H156ZM157 93V94H158ZM238 93V92H237ZM59 94V93H58ZM89 94H90V96L92 95V96H94L95 94L94 93H90L89 92ZM107 94H108V96L110 95V98L109 97H107ZM155 95L156 97L159 95ZM163 94H161V95H159L160 97H159V99L160 100H162L163 98H164V95ZM234 94H235V92H234ZM168 95V94H167ZM230 95V96H231ZM95 96V97H96ZM99 96H102L101 98L99 97ZM119 96V98H117ZM231 96V97H232ZM77 97V96H76ZM78 97H79V95H78ZM96 97V98H97ZM239 97V96H238ZM107 98H109V99H107ZM155 98V97H154ZM77 99H79V98H77ZM101 99L102 100H105V102H104V104L103 103H101ZM107 99V100H106ZM124 99V98H123ZM122 99V100H123ZM155 99H158V97L157 98H155ZM233 99V98H232ZM91 100V99H90ZM96 100V101H95ZM114 100V104H115V101ZM122 100L120 99V102H122ZM236 100V99H235ZM99 101V102H98ZM169 101H167L166 103L168 104L169 103ZM238 101H240V100H236L235 102H233L234 103V105L233 106H231V112H230V115H229V118H231V123L232 124H230V126H228V127H230L229 129H227L226 131H227V138H226V143H227V146H228V148H230L231 150L229 151V149H228V151L227 152H230V153H227V155H228V157H227V159L229 160V162L230 163H235V166H236V163H237V165H238V167H239V169H241V172H239L237 169L235 170L234 168V166H233V168H231V170H229L228 171V174L227 175H223V171H222V173L221 172H218V174H217V183H216V180H211L212 179V177H211V179H208V178H210V177H208V176H205V178H204V180H205V182H203V183H200V184H198V183H196V184H198V186L201 188V194H203L204 195V197H207V195H209V191L211 190L210 188L212 187L213 188V186H214V184L216 183V184H218V185H216V186H222L221 184H223V183H225V182H227V183H229L228 184V187L226 188V191L225 192H227V189H228V191L230 190L231 192H233V194L235 193H237V192H239V191H244V188L246 189V191L245 192H243V193H247L248 195H246L247 197H248V201L246 200V198H245V200L248 202V205H244V206H247V208L246 209H248V211H249V208H250V210H251V212L252 211H254L255 209L257 210V214H254L255 216L256 215H258L257 216V218H259V219H261L260 217H263V210H264V208H263V201H262V203H260V200H261V198L263 197V195H264V189L263 188H261V182L259 183V178H257V176L255 175V173H254V171H256V170H259V168H261V167H264V161L263 160H261V158H259V157H264V155L263 156H259V154L258 155H253V157L254 158H251V160H249V157L247 156V154L243 151V150H241V147L239 148V149H233L232 148V146H235L237 143H235V145H232V146H230L232 143H234L235 141H237V140H235V138L236 137H239L240 135L242 136V135H244V132H243V129L244 128H246L247 126H245L244 125V121H245V119H248V117H249V115L251 114V112H252V110H253V105L251 104V103H247V105H245L246 106V109H245V113H244V116H243V114H242V119H243V124L241 123V121L239 122V119H241L239 116H241V115H239V113H238V111H237V108L239 107V106H241L240 104L241 103H239ZM108 102H112V100L110 101H108ZM158 102V101H157ZM170 102V103H171ZM242 102V101H241ZM90 103V102H89ZM97 103H98V105H97ZM101 103V104H100ZM123 103V102H122ZM170 103H169V105L167 106V107H170ZM100 104V105H99ZM103 104V107L105 108H103V113L106 115V117H104V116H99V115H104V114H101L100 113V109H101V105ZM151 104V103H150ZM157 104V103H156ZM116 105V104H115ZM153 105H155V104H153ZM243 105V104H242ZM94 106V107H93ZM100 106V107H99ZM116 106H118V105H116ZM119 106V107H120ZM176 106V104H174V107ZM255 106V105H254ZM99 107V110H97V109H95V108H98ZM88 108V109H89ZM173 109V108H172ZM175 109H178V107L177 108H175ZM105 110V111H104ZM121 110V111H120ZM179 110H181V109H179ZM93 111L94 112H96V111H98V113H99V115H98V113L96 112V114H94L93 115ZM85 112V111H84ZM107 112H108V115H107ZM110 112V113H109ZM129 112H131V116H130V113ZM158 112V113H157ZM129 113V114H128ZM87 114H89V113H87ZM216 116L218 117V118H220V114H221V108H219V109H217V111H216ZM178 115V114H177ZM133 116V117H132ZM181 116V114L179 115V117ZM104 117V118H103ZM95 117H93V119H94ZM97 119V118H96ZM105 119V120H106ZM241 119V120H242ZM186 120V119H185ZM57 121H59V120H57ZM97 121V120H96ZM100 121V120H99ZM101 121V122H102ZM187 121V120H186ZM54 122V121H53ZM101 122H99V123H101ZM108 122L110 123V124H108ZM123 122V124H122V127H120V123H122ZM55 123V122H54ZM90 123H88V124H90ZM92 123H95L94 121H92ZM98 123V124H99ZM50 124V123H49ZM113 124V123H112ZM117 124H119V125H117ZM101 126H102V123L100 124ZM85 126V125H84ZM90 126H92V124L91 125H89V127ZM193 126V125H192ZM245 126V127H244ZM86 127H88V126H86ZM86 127H84V128H86ZM111 127V126H110ZM179 131H181V130H179ZM178 131V132H179ZM191 131V132H190ZM244 131H245V129H244ZM246 131H248V130H246ZM83 132H84V129H83ZM223 132H224V128H222V126H216L215 128H213L212 129V137L209 139V141L208 140H202V141H200L202 144H204V147H199V148H201V149H199V150H201V151H199V156L200 157H198V158H201V157H205V156H207V155H211V154H215V152H217V146L215 145V143L217 142V140H219V138L221 137V135L223 134ZM243 132V133H242ZM95 133H92V135L94 134L95 135ZM182 134V136L184 135H186V133L185 134ZM109 134H111V133H109ZM83 135L81 134L80 136H82L83 137ZM192 135V134H191ZM195 135V134H194ZM109 136V135H108ZM107 136V137H108ZM184 136L183 137H181L182 138V140H183V138H184ZM252 136V135H251ZM195 138H194V140H197L198 141V139H196V136H194ZM66 138V137H65ZM89 138V137H88ZM94 138V139H93ZM93 138H91V139H93L94 141H95V143H96V138L95 137H93ZM111 138V137H110ZM177 138V137H176ZM175 138V139H176ZM188 138V137H187ZM82 139V138H81ZM90 139V138H89ZM186 139V138H185ZM189 139V138H188ZM83 140V139H82ZM87 140V139H86ZM93 140H91V141H93ZM105 140V139H104ZM235 140V141H234ZM241 140V139H240ZM239 140V141H240ZM244 140V139H243ZM243 140H242V142H243ZM246 140V139H245ZM88 141H90V140H88ZM99 141V142H100ZM184 142H185V140H183ZM85 142V141H84ZM98 142V141H97ZM241 142V143H242ZM93 143V142H92ZM95 143H93L94 145H96ZM106 143V142H103L102 141V143H98V145H97V147H98V151L100 150V149H102L101 147H103V145ZM183 143V142H182ZM198 143H199V141H198ZM197 143V144H198ZM83 145H81L82 147L85 145V143H82ZM99 144H100V146H99ZM185 144V143H184ZM200 144V143H199ZM238 144H240V143H238ZM257 145H259V144H257ZM86 146H88V145H86ZM114 146H115V144H113V148H114ZM240 146V145H239ZM238 146V147H239ZM242 146V145H241ZM261 146V145H260ZM88 147H91L92 149H93V145H90V146H88ZM122 147V148H121ZM189 147V146H188ZM262 147V146H261ZM100 148V149H99ZM197 148H198V146H197ZM259 148V147H258ZM258 148L256 147L255 148V146H254V149H256V150H258ZM85 149L87 150V148L85 147ZM104 150H103V156L105 157L106 155L108 156V152H107V149L108 148H103ZM115 149V148H114ZM128 149V148H127ZM192 149V148H191ZM242 149H244V148H242ZM116 150V149H115ZM129 150V149H128ZM134 150H139L140 151V149L138 148V149H134ZM88 151V150H87ZM87 151H86V154H87V156H89V155H91V150H89V152L87 153ZM95 149L93 150V153L95 154ZM111 152H112V150H110ZM122 152H123V150H121ZM198 151V150H197ZM121 152V153H122ZM133 152H135V151H133ZM138 152V151H137ZM253 152H255V150L253 151ZM257 153H258V151H256ZM80 154L82 153V152H79ZM79 153H78V155H79ZM90 153V154H89ZM99 154H100V152H98ZM124 153V152H123ZM126 153V152H125ZM128 153V152H127ZM139 153V154H140ZM171 153V152H170ZM244 153L246 154V155H244ZM86 154H84L83 153V156L84 155H86ZM89 154V155H88ZM99 154H95V156L97 155L98 157H100V155ZM111 154V153H110ZM132 154V153H131ZM133 154H136V153H133ZM198 154V153H197ZM125 155V154H124ZM124 155H123V157H124ZM127 155V154H126ZM137 155V154H136ZM136 155H132V157H134V158H136V159H138V156H136ZM92 156V158H94L95 159V157L93 156V155H91ZM96 156V157H97ZM116 156V155H115ZM82 157V156H81ZM118 158L119 157H122V155L120 156H117ZM131 157V158H132ZM175 157V156H174ZM258 157V158H257ZM74 158V157H73ZM78 158H80V156H78ZM91 158V157H90ZM91 158V159H92ZM101 158V157H100ZM106 158H108V157H106ZM110 158H112L111 156H110ZM125 158V157H124ZM139 158H141V157H139ZM81 159V158H80ZM79 159V160H80ZM85 159L87 160V161H90L91 159H89V157H86L85 156ZM94 159H93V161H94ZM120 159V158H119ZM142 159V158H141ZM264 159V158H263ZM79 160H77V161H79ZM98 160V159H97ZM113 160V159H112ZM116 160L118 161V159L116 158ZM161 160V159H160ZM74 161V160H73ZM95 161H96V159H95ZM103 162V163H102ZM112 162V161H111ZM155 162V161H154ZM71 163V162H70ZM84 163V161H82V164ZM96 163V162H95ZM99 163H101V164H98V165H101L100 167L102 168V166H103V164H105V166H107V165H109L108 164V161H103V160H99ZM72 164V163H71ZM85 164V163H84ZM84 164H83V166H84ZM88 164V163H87ZM76 165V164H75ZM79 164H77V166H78ZM90 165H92V166H90ZM93 165H94V163H90V164H88L87 165V167L86 166H84V167H86V168H88V169H85L83 166V169L85 170V174H86V177H84V179H86L85 181L87 182V179L89 180V178H92V175L90 174V172L92 173V172H94L95 170H94V167H93ZM96 165V164H95ZM94 165V166H95ZM231 164H229V166H230ZM233 165V164H232ZM76 166V167H77ZM258 167V169H255L254 167ZM89 167H93V169L91 170V169H89ZM232 167V166H231ZM237 167V166H236ZM230 168V167H229ZM82 169V168H81ZM82 169V175H83V173H84V170ZM226 169V168H225ZM69 170L70 169H68V172H69ZM75 170H76V168H75ZM87 170H88V177H87ZM148 170V169H147ZM150 170H152V169H150ZM73 171V170H72ZM74 173H76L77 171H73ZM142 172V174L145 176V181H146V183H148V184H150V185H153V183L155 182V180L153 179V177L152 176H150L147 172H146V170H145V172L146 173H143V171H141ZM156 172V171H155ZM263 172V169L261 170V172H259V173H262ZM59 173V172H58ZM78 173V172H77ZM77 173L76 174H74L73 175V177L74 176H76L77 175ZM80 173H81V171H80ZM99 175V174H104V173H101V169H99L98 170V172H94L93 173V176H97V174ZM73 174V173H72ZM84 174V175H85ZM157 174H159V173H157ZM264 174V173H263ZM59 176H61L60 174H58ZM160 175V174H159ZM54 176H56V174L54 175ZM262 176V175H261ZM80 177V174H79V176H78V179H80L79 178ZM162 177V176H161ZM263 178V177H262ZM66 179V178H65ZM73 179H76V181H78L77 180V178L76 177H74ZM81 180H83V179H81ZM80 180V181H81ZM189 180L190 181H188V182H190V183H192V184H194L195 182H194V178H192V179H190L189 178ZM62 181H64V180H62ZM167 181H169V180H167ZM197 181V180H196ZM212 181H215V183H212ZM60 182V181H59ZM79 182V181H78ZM96 182V181H95ZM48 183V182H47ZM60 183H62V182H60ZM65 183H67V182H65ZM64 183V184H65ZM74 183H75V180H74ZM73 183V185L72 186H76V188H78V189H80L79 187H78V185H75ZM88 183V182H87ZM90 183V182H89ZM165 183H166V181L163 183L162 182V184L159 182V183H157V184H159V185H161V186H158V187H160V189L161 190H163V187L164 186H168L167 184L165 185ZM169 183H171V182H169ZM168 183V184H169ZM41 184H43V183H41ZM212 184H213V186H212ZM93 185H95V183L93 184ZM57 186V185H56ZM63 186V185H62ZM62 186L60 187V188H62ZM72 186H70V187H67V188H73ZM82 186V185H81ZM124 186H126V185H124ZM223 186H225V184H223ZM222 186V187H223ZM22 188H23V185L21 186ZM35 187H37V186H35ZM50 187V186H49ZM64 187V186H63ZM88 187H89V185H88ZM162 187V188H161ZM48 188V187H47ZM81 188H83V187H81ZM94 188V187H93ZM192 188V187H191ZM38 189V188H37ZM49 189V188H48ZM58 189V190H57ZM56 190L57 191H59L58 193H59V196L57 197V193H56V195L54 194V198L52 197V194H53V192H51V193H48V195L49 194H51L50 196H51V199H55V198H57V199H55V200H58V201H60L61 200V197L63 196L61 193H60V191L61 190H63L64 191V193H65V188H62L61 190L59 189V188H57ZM51 190V189H50ZM56 190H55V192H56ZM73 190H75V188H73ZM73 190L71 191V193H70V195H72V194H75L74 192H76V191H74L73 192ZM82 191H83V196L84 197H86V196H88V197H86V198H84V200H86V199H88L89 198V196H90V199H91V197H93L92 196V193H89V192H91V191H89L88 192V190H87V192H86V190L84 191V189H81ZM80 190V191H81ZM165 190V189H164ZM169 190V189H168ZM92 191H93V189H92ZM166 191V190H165ZM24 192V191H23ZM22 192V190H21V192L19 191H17V195L18 196H21L19 193H23ZM38 192H39V190H38ZM84 192H86V193H84ZM224 192V193H225ZM41 193V192H40ZM44 193V192H43ZM42 193V194H43ZM170 193V192H169ZM227 193H229V192H227ZM240 193V192H239ZM44 194H46V193H44ZM60 194L62 195V196H60ZM88 194H90V195H88ZM171 194V193H170ZM230 194V193H229ZM66 195V194H65ZM22 196H23V194H22ZM56 196V197H55ZM17 197V196H16ZM41 197V196H40ZM48 197V196H47ZM60 197V198H59ZM64 197V196H63ZM62 197V198H63ZM204 197H202L201 199H204L205 200V198ZM18 198V197H17ZM38 198V197H37ZM37 198H35L36 200H37ZM94 198V197H93ZM92 198V199H93ZM235 198H237V197H234L233 199H235ZM35 199H33V202H36V201H34ZM43 201H44V199L43 198H41ZM49 199V198H48ZM64 199V198H63ZM89 199V200H90ZM22 200H24V199H22ZM45 200H47V199H45ZM206 200H207V198H206ZM237 200V199H236ZM27 201V200H26ZM37 201H40V200H37ZM49 201H51V200H49ZM72 201H73V199H72ZM223 201V200H222ZM245 201V202H246ZM28 202V201H27ZM54 202V204L55 205H57L58 203H55L56 201H53ZM61 202V201H60ZM68 202V201H67ZM210 202V201H209ZM231 202H232V200H231ZM240 202L241 201H239V204H240ZM30 204L32 203L31 201L29 202ZM45 203H46V201H45ZM69 203V202H68ZM67 203V204H68ZM237 203V202H236ZM25 204V203H24ZM38 204V203H37ZM48 204V203H47ZM54 204L53 203H51V208H54ZM67 204H64V205H66L65 207L67 208ZM181 205H179V206H177L178 208H176L177 209V211H178V213L179 214H181V212H179V211H183L184 213L186 212V214H188V215H185V217H187V216H189L190 218L191 217H194V215H195V212L197 211L196 209V211L195 210H193V208L192 209H190V207H188L187 205L185 206V205H183L182 203H180ZM225 204V203H224ZM233 204V205H232ZM232 204L230 205V206H228V210H225L224 208H223V211L225 210V212L224 213H222V214H225L224 216H223V219H222V221L224 220L225 221V223L224 224H226V222H227V224L229 223L231 226H228V227H230L229 228V232L228 233H226V234H228V235H225V234H223V232L226 230H224V231H221V227L223 228V226H222V222L220 223V220H219V224H221V226L220 225H215V223L217 222V221H212L213 219H214V217H213V215H215L214 213L216 212L213 208L211 209L212 211H209V213H211V214H213L212 216H211V218L210 219H208L209 221L206 223V225L205 224H203L202 223V226H204V227H202L201 226V229H200V227L198 228V229H200V230H202L203 229V232H204V234H205V238L207 237V239H206V242L204 241V242H202L200 239H202V238H200L199 239V237H197L195 234H196V232H197V227L196 228H194L195 227V225H192L191 224V226L188 228H186V229H184L182 226H180V227H177V228H174V226L173 227H165V226H162V224L163 223H160L161 221H160V219H158V221H160V222H157V220H156V222L158 223V226H157V224H156V227H151L150 225H148V224H144L145 223V219H142V218H144L143 217V215H145V213L146 212H150V211H152V212H154V211H156L157 210V208H158V205H156L155 203H154V198H153V193H152V191H150V192H148V194H147V197L146 198H144V196H143V194L141 193V192H131V193H128V194H126V195H124V197H123V201H122V204L120 205V206H118L117 207V209L115 210V211H113L111 214H109V225L108 224H106L107 226H104V225H98L97 224V227H95V228H89L88 230H87V228L85 227L86 225L89 227V225H91V224H85V223H83V226H84V228H82V227H80V224H78V223H76V224H71L69 221H67V220H65V223H64V226L63 227H61V228H56V229H54V230H51V231H48V232H46V235L44 236V238H43V244L42 245H40V246H32V248H31V252H30V255H31V259H30V257H29V259H30V261H31V263L32 264H184L185 263V261L187 260V258L188 257H190V256H193V257H201V256H203V255H206L207 257H205V259L204 260H206V262L204 263V262H202V264H243V263H241V261L242 262H244V264H250V262L251 261H254L253 259H255L254 258V255H255V257H256V255L257 254H255V252H253V251H251V249L249 250H245L246 252H245V254H244V256L243 257H240V259L242 258V260L240 261L239 260V256L237 257V256H235L234 257V255H236L235 253H236V251L237 250H235L236 249V247L238 246V247H242V245H244V243L245 242H243L242 240H244V239H242L241 237L239 238H237V236L238 235H240V234H237V232L239 231V227H240V221L242 220L241 219V215H243V213H244V211L246 210H241L240 208L242 207H238V208H236L237 207V205L238 204H236L235 205V203L234 202H232ZM46 205V204H45ZM45 205H44V203L43 204H41V206H43V211H44V207H45ZM53 205V206H52ZM63 205V204H62ZM63 205V206H64ZM76 205V204H75ZM241 205V204H240ZM239 205V206H240ZM243 205V204H242ZM24 206V205H23ZM32 206H33V204L32 205H30V207L32 208ZM47 206V205H46ZM48 206H49V204H48ZM73 206V205H72ZM72 206H70V205H68V208H71ZM86 206V204L84 205V207H79L78 209H79V212L81 213V215L80 216H82V217H84V215H85V213H87V217H88V212L89 211H83V210H85L84 208H86V210H87V207H85ZM209 206V205H208ZM234 206H236V207H234ZM28 207V206H27ZM37 207V206H36ZM58 207L59 206H57L56 208L58 209ZM75 207V206H74ZM77 207V206H76ZM75 207V208H76ZM170 207H172V206H170ZM62 208V207H61ZM66 208H64L65 209V213H66V211L68 210H66ZM82 208H83V210H82ZM195 208H197L198 209V206L196 207L195 206ZM201 208V207H200ZM207 208H209V207H207ZM216 208V207H215ZM220 208V207H219ZM243 208V207H242ZM63 209V210H64ZM72 209H73V207H72ZM81 209V210H80ZM165 209H168V207L167 206H165ZM176 209H175V211H176ZM252 209H254V210H252ZM39 210V209H38ZM48 210V208L46 209V211H44L43 213H45V212H50V211H47ZM169 210V209H168ZM217 210V209H216ZM242 211L241 213L239 212V211ZM52 211H54L53 209H52ZM60 211V210H59ZM208 211H206L207 213H208ZM217 211H219V210H217ZM73 212V211H72ZM78 212V214H80ZM85 212V213H84ZM168 212V211H167ZM171 212V211H170ZM170 212H168V213H170ZM213 212V213H212ZM255 212V211H254ZM37 213V212H36ZM69 213V212H68ZM91 213V212H90ZM93 213V212H92ZM91 213V214H92ZM154 213H156V212H154ZM157 213H158V211H157ZM175 213V212H174ZM217 213V212H216ZM256 213V212H255ZM34 214H35V211H34ZM46 214V213H45ZM62 214L63 215H65L63 212H62ZM73 214H75V213H73ZM200 213H198V215H199ZM230 215V216H227V215ZM253 214V213H252ZM260 214H262V216L260 215ZM30 215H32L31 213H30ZM55 215H58V213H56ZM59 215H61V214H59ZM77 215V214H76ZM219 216H220V214H218ZM248 215V214H247ZM253 215V216H254ZM37 216V215H36ZM35 216V217H36ZM51 216V215H50ZM66 216V215H65ZM79 216V217H80ZM90 217H91V215H89ZM157 217H158V215H156ZM197 216V215H196ZM209 217V215H207L206 214V216H205V220L204 219H202V220H204V221H206L207 220V218ZM227 216V217H226ZM252 216V217H253ZM40 217V216H39ZM59 217V216H58ZM69 218H70V216H68ZM90 217H89V220H90ZM95 215L93 214V221H95L96 219L95 218H97V217H95ZM200 217V216H199ZM203 217V216H202ZM213 217V218H212ZM222 217V216H221ZM243 217V216H242ZM34 217H32V221H35V219H33ZM48 218H50V217H48ZM51 218H52V216H51ZM54 218H56V217H54ZM60 218H62V217H60ZM77 217H75V219H76ZM188 218V217H187ZM187 218H184V219H186V221H188L189 219H187ZM255 218V217H254ZM39 219V218H38ZM42 219V218H41ZM83 219V218H82ZM81 219V217H80V221L82 220ZM85 219H86V217H85ZM88 219V218H87ZM98 219H100V218H98ZM155 219V218H154ZM199 219V218H198ZM212 219V220H211ZM244 219H246V216H245V218ZM256 219V218H255ZM254 219V220H255ZM27 220V219H26ZM25 220V221H26ZM44 220V219H43ZM63 220V222H64V219H62ZM69 220V219H68ZM140 220H142V221H140ZM144 220V221H143ZM162 220V219H161ZM201 220V219H200ZM199 220V221H200ZM201 220V221H202ZM256 220H258V219H256ZM40 221H42V220H40ZM40 221H38V222H40ZM45 221V220H44ZM58 221V220H57ZM57 221H54V223H57ZM83 221V220H82ZM86 221V220H85ZM84 221V222H85ZM88 221V220H87ZM165 222V220H162V222ZM259 221V220H258ZM27 222L29 223V221L27 220ZM52 222H53V220H52ZM90 222H92V220L90 221ZM98 221L96 220L95 221V223H97ZM100 222H101V220H100ZM140 222H144L143 224H144V226H141V225H143L142 223H140ZM189 222H190V220H189ZM203 222V221H202ZM212 222H214V223H212ZM256 222V221H255ZM41 223V222H40ZM102 223V222H101ZM141 225H140V224ZM185 223V222H184ZM61 224H63V223H61ZM100 224V223H99ZM151 224H153V223H151ZM155 224H153L154 226H155ZM176 224H178V223H176ZM186 224V223H185ZM188 224V223H187ZM217 224V223H216ZM37 225V224H36ZM82 225V224H81ZM164 225V224H163ZM165 225H166V223H165ZM170 225V224H169ZM174 225V224H173ZM41 226V225H40ZM51 226V225H50ZM50 226H48V227H50ZM62 226V225H61ZM93 226V225H92ZM94 226H96V224H94ZM93 226V227H94ZM100 226V227H99ZM219 227V228H216V227ZM19 227V226H18ZM22 227V226H21ZM34 227V226H33ZM32 227V228H33ZM42 227V226H41ZM176 227V226H175ZM226 227V226H225ZM227 227V228H228ZM23 228V227H22ZM27 228H29L30 229V227H29V225H28V227ZM38 228H39V226H38ZM37 229V228H36ZM40 229V228H39ZM24 230H25V227H24ZM45 230H46V228H45ZM44 230V231H45ZM47 230H49V229H47ZM25 231H27V230H25ZM35 231V230H34ZM33 231V232H34ZM40 231V230H39ZM41 232V231H40ZM39 232V233H40ZM202 232V233H203ZM23 233V232H22ZM42 233V232H41ZM242 233V232H241ZM44 234H45V232H44ZM198 234V233H197ZM41 236H42V234H40ZM199 235V234H198ZM223 235H225V237H230V239H227V238H225ZM242 235V234H241ZM18 236H21L20 234L18 235ZM24 237V236H23ZM36 237V236H35ZM40 236L38 235V238H39ZM234 237H236V239L234 238ZM26 238V237H25ZM234 238V239H233ZM246 238V237H245ZM248 238V237H247ZM33 239H37V238H33ZM41 239V238H40ZM234 240V241H233ZM235 240H237V241H235ZM250 239L248 238V241H249ZM35 242L36 241H40V240H34ZM247 241V240H246ZM247 241V242H248ZM243 242V243H242ZM252 242V241H251ZM34 243V242H33ZM32 243V244H33ZM248 243H250V241L248 242ZM248 243H246V244H248ZM256 243V242H255ZM259 243V242H258ZM31 244V243H30ZM29 244V245H30ZM36 244V243H35ZM39 245V244H38ZM249 245V244H248ZM252 245V244H251ZM255 245V244H254ZM253 245V246H254ZM256 245H257V243H256ZM245 246H247V245H245ZM245 246H243V247H245ZM248 247V246H247ZM249 247H250V245H249ZM252 247V246H251ZM250 247V248H251ZM262 247H263V245H262ZM254 248V247H253ZM237 249H239V248H237ZM234 250H235V253H234ZM254 250V249H253ZM257 250V249H256ZM259 250H260V248H259ZM258 250V251H259ZM264 250V249H263ZM241 251V250H240ZM242 251L244 252V249H242ZM258 251H256V252H258ZM261 251H262V249H261ZM260 251V252H261ZM237 252H239V251H237ZM260 252H258L259 254H260ZM264 251H262V253H263ZM234 253V254H233ZM27 254H29L28 252H27ZM243 254V253H242ZM29 255V256H30ZM261 255V254H260ZM27 256V255H26ZM199 257V258H200ZM26 258V257H25ZM59 259V260H57V261H55V262H51V260H56V259ZM233 258H235V259H233ZM256 258H258V257H256ZM28 259V260H29ZM237 259V260H236ZM26 261H28L27 260V258L25 259ZM30 261H28V262H30ZM257 262H259V261H257ZM200 263V262H199ZM253 263V262H252ZM195 264H197V263H195Z\"/></svg>",
    "mask_w": 264,
    "mask_h": 264
}]
</instances>
